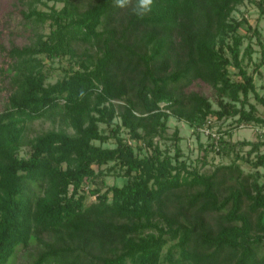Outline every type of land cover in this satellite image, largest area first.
Listing matches in <instances>:
<instances>
[{"label":"trees","instance_id":"trees-1","mask_svg":"<svg viewBox=\"0 0 264 264\" xmlns=\"http://www.w3.org/2000/svg\"><path fill=\"white\" fill-rule=\"evenodd\" d=\"M57 1L64 5L21 10L35 30L48 21L51 30L4 49L0 65L9 79L0 87V264H15L33 244L29 264H264V185L238 175L221 195L218 176L231 166L191 170L178 145L171 154L155 140L171 116L195 128L236 116L238 126L264 127L256 106L246 108L251 92L263 106L264 97L243 64L242 21L232 15L245 0H153L142 17L114 0ZM61 57L77 67L47 82L44 60ZM198 79L216 90L218 109L185 91ZM59 107L73 132L44 131L21 156L25 121ZM110 139L115 145H104ZM141 140L151 153L137 151ZM241 144L251 154L264 139ZM211 146L227 148L223 138ZM252 162L264 166V153ZM105 174L124 183L103 190L96 179Z\"/></svg>","mask_w":264,"mask_h":264},{"label":"rangeland","instance_id":"rangeland-1","mask_svg":"<svg viewBox=\"0 0 264 264\" xmlns=\"http://www.w3.org/2000/svg\"><path fill=\"white\" fill-rule=\"evenodd\" d=\"M258 1L261 0H245L244 3L236 7L232 15L236 19L242 21L239 32L244 35V40L241 45L243 64L248 71L254 75L257 91L260 96L264 97V61L262 64L264 49L262 45V42H264V11H262V7L258 5ZM44 2L58 8L64 5L63 1L57 0H0V65H2L6 59V52L4 49H9L12 45H29L35 41L38 33H48L51 30L50 21L35 30L36 28L26 22L21 12L22 9L28 10L29 4L43 10H49ZM82 2L83 0L76 1L78 4ZM255 27L258 28L259 33L253 30ZM84 46L83 43H80L78 45V48H80L79 51L85 48ZM228 55H230L229 52ZM44 61V72L48 74L47 82H55L64 77L68 69L77 67L75 59H69L68 57H61L54 60L46 59ZM229 69L235 80L240 79L236 74L235 67L230 66ZM8 82L9 79H4L0 75V87L3 88L8 86ZM184 89L186 92L197 91L207 96L212 102L213 107L215 109L219 108V97L211 84L198 79L188 86H185ZM6 93V91H1L0 93V110L5 105ZM115 102L122 103V101L118 100ZM250 104L256 106V115L264 116V106L256 99L253 92L248 96V103L246 104L247 109H250ZM237 119L238 116L230 118L225 117L222 119L212 117L211 121L208 123L199 128H195L186 121L171 116L167 121L168 128L165 134L166 136H157L155 140L159 141L161 147L169 150L171 154L175 153V145H178L182 153L180 159L185 160L187 166L191 170L197 168L200 173L211 174L218 166H231V168L226 169V174L221 175L220 173L218 176L219 180L225 176V181L221 184L219 190L221 195L227 194L231 186L237 183V179L232 177H237L238 175L241 178L242 176H250L248 179L249 182L257 179L259 184L264 185V166L255 167L252 165V161H254L259 154L264 153V145L259 151L248 154L252 145L241 144L244 141H262V139H264V127L255 124V122L248 124L241 123V126H238ZM115 122L119 123L120 119L116 118ZM100 126L102 129H105L107 133L111 130L103 123H101ZM61 128L73 132V129L68 124L64 112L60 107L44 117L26 120L23 139L24 144L20 149V155H28L29 146L27 142L30 139L44 131ZM176 130H179L178 140L172 138ZM121 134L128 139V141L132 142V140L128 138L127 129L123 128ZM221 138L226 142V150L229 149V153L224 149H217L211 146L213 142H219ZM114 141V139H110L108 142H105L104 145L114 146ZM137 151H141L140 153L143 155L144 153H151L152 149L147 147L144 141L141 140L137 147ZM95 167L97 168V166ZM103 178L105 182H103ZM241 180H244V178ZM96 183L102 186L103 190H106L113 184H123L124 178L116 174H105L103 177L97 178ZM89 199L92 200L94 197H90ZM38 249L39 245L33 244L20 251L16 257L15 264H29L35 257Z\"/></svg>","mask_w":264,"mask_h":264},{"label":"clouds","instance_id":"clouds-1","mask_svg":"<svg viewBox=\"0 0 264 264\" xmlns=\"http://www.w3.org/2000/svg\"><path fill=\"white\" fill-rule=\"evenodd\" d=\"M115 6L119 8H129L131 13L143 16L151 11L153 0H114Z\"/></svg>","mask_w":264,"mask_h":264}]
</instances>
